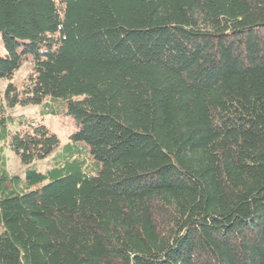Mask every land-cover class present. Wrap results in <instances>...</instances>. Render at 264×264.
Returning a JSON list of instances; mask_svg holds the SVG:
<instances>
[{"label":"trees","instance_id":"16d2710c","mask_svg":"<svg viewBox=\"0 0 264 264\" xmlns=\"http://www.w3.org/2000/svg\"><path fill=\"white\" fill-rule=\"evenodd\" d=\"M0 41L78 125L0 109V264H264V0H0Z\"/></svg>","mask_w":264,"mask_h":264},{"label":"rangeland","instance_id":"374dc122","mask_svg":"<svg viewBox=\"0 0 264 264\" xmlns=\"http://www.w3.org/2000/svg\"><path fill=\"white\" fill-rule=\"evenodd\" d=\"M0 55L7 56L2 41H0ZM31 70V66L25 63L16 72L13 80H2L0 84L2 94L4 93L9 82H14L19 87H22L24 79L31 72ZM48 101L47 103H49ZM1 108H4L6 114L15 116L25 115L37 120L38 122L44 123L53 133L59 137L61 145H65L69 141L70 136L78 129V125L73 117L63 113H45L46 106L43 105H17L14 108H10L6 105L5 99L0 97V109ZM5 149L10 173L21 175L25 171L26 166L20 163L19 159L12 151L6 147Z\"/></svg>","mask_w":264,"mask_h":264}]
</instances>
